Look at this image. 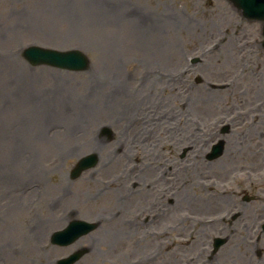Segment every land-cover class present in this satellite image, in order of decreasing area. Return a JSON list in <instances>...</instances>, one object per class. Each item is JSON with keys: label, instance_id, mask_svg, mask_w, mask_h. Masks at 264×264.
Wrapping results in <instances>:
<instances>
[{"label": "rangeland", "instance_id": "1", "mask_svg": "<svg viewBox=\"0 0 264 264\" xmlns=\"http://www.w3.org/2000/svg\"><path fill=\"white\" fill-rule=\"evenodd\" d=\"M225 5L236 19L220 9ZM119 7L114 18L105 14L95 23L79 14ZM259 36V23L244 20L227 0H0V264H57L74 251L84 252L75 264H204L212 257L208 237L220 231L225 242L216 254L227 255L222 264H249L238 260L244 249L255 264L246 242L251 247L258 217L253 210L264 205ZM241 40L254 47L245 63L233 53ZM31 45L78 49L89 65L77 72L32 67L21 56ZM190 56L200 60L191 66ZM256 103L259 115L236 114ZM56 109L40 122L35 118ZM218 137L226 142L225 153L208 162L205 152ZM93 153L97 165L71 180L74 164ZM158 176L171 184H150ZM243 193L253 197L249 209L238 206ZM134 199L136 205L120 209L119 203ZM225 210L247 214L216 227L182 218L186 212L208 217ZM73 219L96 228L71 245L53 246L50 235ZM234 222L246 234L237 244L227 243V225ZM203 244L210 252L191 262L188 257ZM259 246L254 251L263 260Z\"/></svg>", "mask_w": 264, "mask_h": 264}, {"label": "bare ground", "instance_id": "2", "mask_svg": "<svg viewBox=\"0 0 264 264\" xmlns=\"http://www.w3.org/2000/svg\"><path fill=\"white\" fill-rule=\"evenodd\" d=\"M221 10H225V11H227V12H229V18H232V19H236V17H237V15L235 14V13H232L231 11H230V9L227 7V6H223V8H220ZM119 10H120V7H119V9H118V11H116V9H114V8H106V9H104V10H102V9H100V10H98V9H81V13L79 12V14H81V16H88L90 19L91 18H93V20H92V22L93 23H95L96 21H97V19H98V17L99 16H102V18L105 16V14H106V16L108 17V18H114L115 17V14L117 15V13L119 12ZM86 11H88V13H89V15H86L85 14V12ZM141 13V12H140ZM123 15H125V16H123V19H124V21H126L127 20V15H126V13L125 14H123ZM76 16H78V14H77V12H76ZM80 18V17H79ZM98 20H100V19H98ZM111 21H113V20H111ZM122 22V21H121ZM123 23V22H122ZM235 28H237V27H239V24L237 23V24H235ZM143 45H144V43H142V47H143ZM217 47V46H216ZM215 47V48H216ZM237 48V46H235V49ZM234 49V50H235ZM243 51H245L244 49H243ZM233 53H234V51H233ZM230 54H232V50H230V51H225V53H224V55H223V57H224V59H225V61L224 62H226V61H228L229 60V58H228V56H231ZM241 54V53H240ZM257 63H260V60H257L256 61ZM262 64L264 65V60L262 61ZM256 66H258V67H260L259 65H256ZM260 69H261V67H260ZM263 75V77H264V73L262 74ZM111 82H112V85H114V87L116 86V85H119V82H117L116 80H111ZM165 85V84H164ZM170 89V88H169ZM163 91H167L166 90V88H165V90H163ZM170 91H172V90H170ZM162 93H164V92H162ZM111 95H112V92H111ZM110 94L108 95V99L109 100H112V98L113 97H111V98H109V96H111ZM106 100V99H105ZM73 102V101H72ZM163 103V102H162ZM114 104V101H107L106 103H105V105H113ZM134 104H135V99H132L131 101H129V102H127V106L128 107H133L134 106ZM73 106L74 105H77V101H74L73 102V104H72ZM261 107V106H260ZM259 107V108H260ZM163 108L165 109V110H168L169 109V107H168V104L166 103V100L164 99V105H163ZM55 111H58L57 109L56 110H49V111H42V112H39V113H34V115H35V118H37V120L40 122V117H44V116H46L47 114H53ZM30 114L32 115L33 114V112H30ZM21 115V114H20ZM257 115H259V113H257V114H253V116H257ZM0 118H1V116H0ZM74 121H78V119H73L72 120V122H74ZM124 124H122L121 123V127H123V128H121L122 129V131H124V130H126V124L123 126ZM73 126V124H69V126L68 127H72ZM74 127V126H73ZM36 130H38V128H36L35 130H34V132L36 131ZM68 131H66V132H68V133H70V130L69 129H67ZM67 134V133H66ZM68 135V134H67ZM11 139V138H10ZM14 143V142H13ZM52 143H53V141L51 142V143H49V144H51L52 145ZM119 143V142H118ZM117 143V144H118ZM54 145V144H53ZM52 145V146H53ZM14 146H15V143H14ZM53 148H55V145L53 146ZM231 150V149H230ZM235 152V150H234V148H232V150H231V152ZM62 157L63 158H67L66 157V155H64V154H62ZM121 188H122V186H121ZM120 205V209H123L122 211H124L125 209H127V208H130L131 206H134V205H136V200L134 199V201H132L130 204H125V203H119ZM121 233H123L122 234V236H124V235H126L127 233L123 230V232L121 231ZM111 238H113V236H114V232H112L110 235H109ZM142 239H147L146 237H144V238H142ZM145 242V240H137L136 241V243L137 244H139V245H142L143 243Z\"/></svg>", "mask_w": 264, "mask_h": 264}, {"label": "water", "instance_id": "3", "mask_svg": "<svg viewBox=\"0 0 264 264\" xmlns=\"http://www.w3.org/2000/svg\"><path fill=\"white\" fill-rule=\"evenodd\" d=\"M236 4L239 6V2L235 0ZM250 6V13L252 17H260L257 12L259 8L257 9L256 6H254L251 2V0H247ZM72 53V52H70ZM70 53H60V52H55V51H50V50H44L36 47H30L27 50L24 51V56L25 58L32 64H48L51 66H55L58 68H64V69H82L85 67L86 62L84 58L79 55L76 52V55L81 57L82 61L78 59V57L74 56L73 54ZM80 170L79 167H77L73 171V175L78 173ZM75 224H72L71 227L69 228V234L72 233L75 230ZM92 228V227H91ZM63 234V233H62ZM58 234L59 239L61 240H67L70 241L72 237H69L68 234L62 235ZM57 237H54V239ZM76 256V255H75ZM73 259V258H72ZM70 261V260H68ZM65 263V262H64Z\"/></svg>", "mask_w": 264, "mask_h": 264}]
</instances>
